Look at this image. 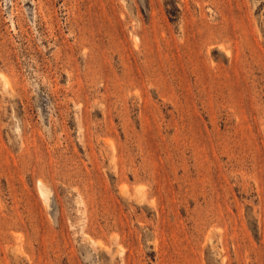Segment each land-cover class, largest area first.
I'll list each match as a JSON object with an SVG mask.
<instances>
[{"label":"rangeland","instance_id":"374dc122","mask_svg":"<svg viewBox=\"0 0 264 264\" xmlns=\"http://www.w3.org/2000/svg\"><path fill=\"white\" fill-rule=\"evenodd\" d=\"M0 264H264V0H0Z\"/></svg>","mask_w":264,"mask_h":264}]
</instances>
